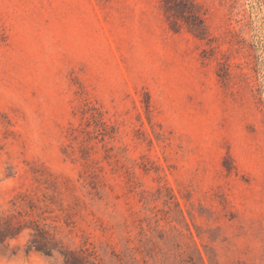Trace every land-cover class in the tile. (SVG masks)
Wrapping results in <instances>:
<instances>
[{"label": "rangeland", "instance_id": "rangeland-1", "mask_svg": "<svg viewBox=\"0 0 264 264\" xmlns=\"http://www.w3.org/2000/svg\"><path fill=\"white\" fill-rule=\"evenodd\" d=\"M0 264H264V0H0Z\"/></svg>", "mask_w": 264, "mask_h": 264}]
</instances>
